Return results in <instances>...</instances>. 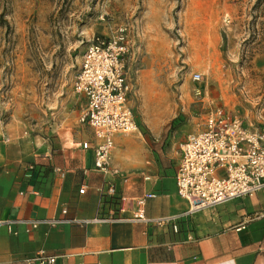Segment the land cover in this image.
<instances>
[{
  "label": "rangeland",
  "instance_id": "rangeland-1",
  "mask_svg": "<svg viewBox=\"0 0 264 264\" xmlns=\"http://www.w3.org/2000/svg\"><path fill=\"white\" fill-rule=\"evenodd\" d=\"M120 30L137 125L121 134L128 154L176 151L211 106L264 125V0H0V130L80 136L71 85L82 53Z\"/></svg>",
  "mask_w": 264,
  "mask_h": 264
},
{
  "label": "crops",
  "instance_id": "crops-1",
  "mask_svg": "<svg viewBox=\"0 0 264 264\" xmlns=\"http://www.w3.org/2000/svg\"><path fill=\"white\" fill-rule=\"evenodd\" d=\"M74 97L78 121L84 102ZM80 126V136L56 143L0 130V221L14 222L12 232L0 225V264H29L39 252L57 256L55 264H264V192L185 216L175 184L182 142L142 158L116 134L102 173L79 147L91 137ZM140 208L147 219L178 218L177 232L129 220ZM111 216L119 219L97 221ZM33 220L42 222L27 229Z\"/></svg>",
  "mask_w": 264,
  "mask_h": 264
},
{
  "label": "built area",
  "instance_id": "built-area-1",
  "mask_svg": "<svg viewBox=\"0 0 264 264\" xmlns=\"http://www.w3.org/2000/svg\"><path fill=\"white\" fill-rule=\"evenodd\" d=\"M128 55L129 47L122 30L111 36L93 37L82 53L71 85L73 94L84 102L78 123L91 135L79 147L92 153L93 167L102 173L109 172L114 135L137 131L127 100L131 90L126 74ZM192 79L199 82L201 75L194 73ZM196 92L199 94L200 90ZM179 149L175 184L178 197L187 205L185 216L264 192V125L251 128L239 116L227 113L222 107L211 106L204 114L201 128L186 135ZM33 169L31 164L26 167L29 172ZM83 192L84 189L79 190L80 194ZM107 192L114 197L112 186ZM117 219L111 216L97 221ZM177 219H147L140 208L129 220L156 225L169 223L173 232H177ZM41 222H26L27 229L36 228ZM13 223L0 221L9 232H12ZM56 259L57 256L39 252L26 262L55 264Z\"/></svg>",
  "mask_w": 264,
  "mask_h": 264
}]
</instances>
